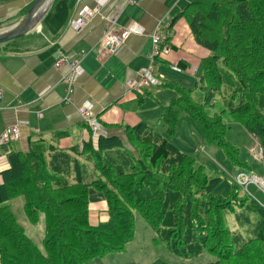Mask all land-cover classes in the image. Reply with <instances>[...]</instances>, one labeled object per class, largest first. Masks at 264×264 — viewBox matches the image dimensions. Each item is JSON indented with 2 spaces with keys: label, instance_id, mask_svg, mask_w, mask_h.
<instances>
[{
  "label": "trees",
  "instance_id": "16d2710c",
  "mask_svg": "<svg viewBox=\"0 0 264 264\" xmlns=\"http://www.w3.org/2000/svg\"><path fill=\"white\" fill-rule=\"evenodd\" d=\"M14 1L0 0V5ZM207 1H195L177 16L208 52L198 87L162 81L156 88L176 96L161 105L159 123L174 138L186 117L206 143L225 151L240 171L250 172L240 150L227 140L225 118L250 133L264 154V0ZM23 40L0 45V52H25ZM179 67L185 70L183 63ZM145 95L138 98L143 101ZM219 97L224 104L218 111ZM68 136L57 131L50 138L30 139L25 151L9 154L0 185L1 264H93L125 254L136 236L135 212L157 232L155 242L174 259L165 258L169 264L203 256L209 261L202 264H264V206L240 198L242 188L234 181L228 197L216 194L222 179L210 177L196 157L175 147L155 127H127V145L108 135L82 149L65 150L59 142ZM91 190L102 194L108 206V220L97 226L90 223ZM20 197L30 223L38 225L45 216L44 253L10 208ZM236 207L241 210L236 221L240 229L247 227V238L228 227L227 214Z\"/></svg>",
  "mask_w": 264,
  "mask_h": 264
},
{
  "label": "crops",
  "instance_id": "0c3cea01",
  "mask_svg": "<svg viewBox=\"0 0 264 264\" xmlns=\"http://www.w3.org/2000/svg\"><path fill=\"white\" fill-rule=\"evenodd\" d=\"M195 1L198 0H112L77 31L69 27V22L85 8H95L97 0H55L40 25L23 37L25 52H0V136L9 127L26 122L20 129L21 139L0 149V185L3 183L1 173L9 168V154L25 151L30 139L50 138L57 131H67L69 136L59 142L62 149L74 146L82 149L90 142L91 132L79 112L87 102L93 107L92 114L107 128L108 135L118 137L126 145L127 127L160 120L161 105L169 104L175 97L174 92L165 96L166 101H160L162 91L166 90L149 88L142 101L127 83L139 81L141 71L151 66L152 40L160 31H163L162 44L166 51L160 56L161 63L155 61L154 75L160 82L175 81L185 86L199 79L201 61L208 52L195 42L187 21L177 17ZM30 2L17 0L0 5L1 27L18 23ZM115 7L121 10L116 32L133 27L142 32L131 36L117 53L111 54L104 48L103 38L108 22L116 16ZM59 51L84 70L76 86L74 104L65 102L62 79L68 70L55 68ZM180 63L185 66V75L171 69L172 65ZM89 208L93 226L108 220V206L102 194L90 191ZM119 257V254L111 255L93 264H115L120 261Z\"/></svg>",
  "mask_w": 264,
  "mask_h": 264
},
{
  "label": "rangeland",
  "instance_id": "374dc122",
  "mask_svg": "<svg viewBox=\"0 0 264 264\" xmlns=\"http://www.w3.org/2000/svg\"><path fill=\"white\" fill-rule=\"evenodd\" d=\"M205 1L208 2L207 0ZM32 2L33 0H31L30 4H32ZM2 27L0 28V32L4 31L5 28H8L10 26H5L4 28ZM182 74L185 75L184 73ZM201 75L202 73L200 71L199 79ZM199 79L195 78V80L190 86H185L183 84L182 85L185 86L186 89H197ZM162 94L163 95L160 96V101H166L165 96L167 94H172V92L170 90H166L162 91ZM200 96L201 95L199 89L196 92L194 91L193 97L196 100H198ZM222 99L223 98L219 97L216 101V108H218V111L223 108L224 103ZM154 102L157 103V101ZM225 120L230 126V130L227 134V140L240 150V158L249 165V171L260 179H262L264 182V159L262 160L256 158V153L260 151L258 148V141L253 138V136H251V134L248 133L242 126L234 123L229 116H227ZM149 125L155 127L156 130L162 132V135L167 138L175 147L181 149L187 154L196 157L198 165L204 166L206 173L210 177L221 178L222 182L217 188L216 194L223 197L229 196V192L234 181L233 179L235 175L240 172V169L239 167L232 164V162L227 158L225 151L215 147L214 145H209L208 143H206L200 131L192 121L188 120L186 117H182L179 121L177 136H175L174 138H169L165 135L162 130L163 128L161 126V123H159V119L154 120V122H150ZM102 126L107 130V128L103 124ZM71 182L73 183L75 182V180L71 179ZM239 197H247L264 206V194L254 184L250 185L247 189H240ZM23 201V198L20 197L11 202L16 218L18 217L17 219L20 225L21 223H25L24 226L26 227L22 225L21 226L26 231L27 236L32 239L33 242L44 253L43 240L45 216H41L38 225H33L29 221L27 222V217L23 210ZM235 211V213L227 214L228 227L234 232H239L242 237L247 238V235L244 232L247 227L244 226L243 230L240 229V225L236 221L237 218H235L236 213L240 214L241 210L236 207ZM252 216L253 223L255 224L256 216L254 214ZM135 217V240L128 246L130 250L128 249L127 253L119 254L120 261H117L115 264H169L166 262L165 258H169V260L174 261V259L165 250V246L158 245L155 242V238H157L158 236L157 232L151 229V227L144 221V219L139 216L136 212ZM241 218L244 217L242 216ZM94 221H97L96 218H94ZM96 223H98V221ZM208 261L209 258L203 256L202 258L194 261H185V263L183 264H202Z\"/></svg>",
  "mask_w": 264,
  "mask_h": 264
},
{
  "label": "built area",
  "instance_id": "2783aa9c",
  "mask_svg": "<svg viewBox=\"0 0 264 264\" xmlns=\"http://www.w3.org/2000/svg\"><path fill=\"white\" fill-rule=\"evenodd\" d=\"M112 0H97L96 7L93 9L85 8L78 17L69 22V27L77 31H81L87 24L88 21L93 19L95 16L99 15L107 4ZM116 16L111 19L107 24V29L103 38V46L111 54L117 53L121 47L131 38V36L141 33L139 28H126L122 29L120 32H116L115 26L117 25V19L121 14L119 7L114 8ZM163 31L155 34L152 40L153 49L149 53L151 59V66L148 70L141 71V78L139 81H129L127 85L132 92L143 95L145 90L149 88L158 87L161 82L154 75V64L157 58H159L166 51L165 45L162 44ZM55 68L63 69L66 68L68 71L64 74L62 83L65 86L66 96L65 102L67 104H74L76 86L78 80L83 75L84 70L78 62L70 60L63 51H59L55 59ZM171 69L179 74L184 73V69L180 68L179 65H172ZM2 98V93L0 92V99ZM92 105L87 102L83 104L80 109V115L82 116L84 123L87 125L91 132V136L95 141H98L102 137H107L108 132L102 126L99 118L92 114ZM40 116V113H39ZM26 124V122H19L12 127L6 129V131L0 136V149L4 146H8L12 143L18 142L21 139V126ZM259 152L256 153L257 159H264V154L262 149L258 146ZM234 183L240 188L247 189L250 185H256L264 194V182L262 179L254 175L252 172L240 171L234 177Z\"/></svg>",
  "mask_w": 264,
  "mask_h": 264
},
{
  "label": "water",
  "instance_id": "95a60500",
  "mask_svg": "<svg viewBox=\"0 0 264 264\" xmlns=\"http://www.w3.org/2000/svg\"><path fill=\"white\" fill-rule=\"evenodd\" d=\"M55 0H36L21 20L0 32V45L23 38L31 34L42 22Z\"/></svg>",
  "mask_w": 264,
  "mask_h": 264
}]
</instances>
